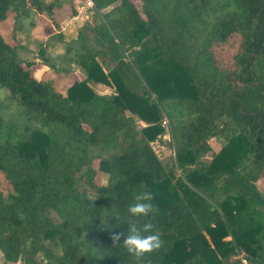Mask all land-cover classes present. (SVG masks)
Wrapping results in <instances>:
<instances>
[{"label":"trees","instance_id":"trees-1","mask_svg":"<svg viewBox=\"0 0 264 264\" xmlns=\"http://www.w3.org/2000/svg\"><path fill=\"white\" fill-rule=\"evenodd\" d=\"M78 1L0 0L4 262L135 264L111 236L146 191L158 211L138 225L165 246L144 264H264V0H91L94 22L54 54L13 42ZM163 120L169 168L151 147Z\"/></svg>","mask_w":264,"mask_h":264},{"label":"rangeland","instance_id":"rangeland-1","mask_svg":"<svg viewBox=\"0 0 264 264\" xmlns=\"http://www.w3.org/2000/svg\"><path fill=\"white\" fill-rule=\"evenodd\" d=\"M46 2L51 1V0H44ZM75 7L72 9L69 7V5H65L62 10V14H67L70 16L72 11H76L80 15V23H85V22H90L93 23L94 18L91 12V9H88L85 7L83 2L79 0L78 2H75ZM72 10V11H71ZM87 15V18L85 16ZM40 23H46L42 25L41 27L38 26L35 27L31 30V33L29 35H22V34H17L16 38L13 40V42H16L22 47L28 48V51H26V55L32 57V59H35L36 62L39 61L37 57H34L37 54V50L40 48L44 49L45 55L49 54H54L55 51L59 48L58 43H57V38L56 36L58 34H61V29L60 28H55L54 26L51 27L49 25V20L47 17L42 16H36L35 17V26ZM11 20H8L6 22L0 23V31L4 34H9L10 33V28H11ZM48 28V34H45V30ZM75 29L70 31L69 37L74 35ZM65 41V40H64ZM46 67H44L41 64H38L34 69H33V75L35 78L39 79L40 75L43 70H45ZM73 74H76L77 77H71L69 82H72L73 80H81L82 76V71L79 67L73 66ZM76 78V79H75ZM93 90L100 95H106L110 94L112 92L111 89L104 87V86H99V85H93L92 86ZM0 98L2 96L0 95ZM139 126H142L143 124L141 122H138ZM162 125L165 128V133L159 137L158 140L153 142L151 144L152 149L154 150L156 156L160 159L161 163L164 165V167L169 168L173 163H174V152L173 148L171 146V139L169 136L168 132V126L167 122L163 120ZM209 144L211 146V149L213 153H216L219 151L222 142L217 141L215 139H210ZM210 156H207V159H209ZM105 176L102 174H98L97 177L95 178V181L97 184H105ZM258 189L261 192H264V180H260L257 184ZM49 250L51 251L52 254L58 255L59 254V249L53 245H48ZM0 264H19L17 263H5L2 257V254L0 253ZM245 264V263H244Z\"/></svg>","mask_w":264,"mask_h":264},{"label":"clouds","instance_id":"clouds-1","mask_svg":"<svg viewBox=\"0 0 264 264\" xmlns=\"http://www.w3.org/2000/svg\"><path fill=\"white\" fill-rule=\"evenodd\" d=\"M152 200L153 196L150 192L136 194L133 198L134 202L127 209L130 216L127 234L118 232L111 236L114 244H121L135 264H144L148 257L165 246V241L158 231H154L151 221L138 225L139 218L148 217L158 211Z\"/></svg>","mask_w":264,"mask_h":264},{"label":"crops","instance_id":"crops-1","mask_svg":"<svg viewBox=\"0 0 264 264\" xmlns=\"http://www.w3.org/2000/svg\"><path fill=\"white\" fill-rule=\"evenodd\" d=\"M62 10H63V8L55 14V20H56L57 24L59 25V28L61 29L60 31H61V34L63 36V40L69 41V40H72V39H75L76 38V36H77V29L82 25V23H80V19L81 18H80V15L76 11H72L71 10L72 12H71V14L69 16L67 14H62ZM37 16H39V17H42V16L47 17L45 14H40V15H37ZM85 18H87V15L85 16ZM44 24H46V23L37 24L35 26V29H36V27H38V26L41 27ZM73 29H75L74 35H72L71 37H69L68 35H70V31H72ZM46 69L47 68H45V70ZM45 70H43L42 73ZM71 77L74 78V77H77V75L76 74H72ZM82 78H83V75L81 76V79Z\"/></svg>","mask_w":264,"mask_h":264},{"label":"built area","instance_id":"built-area-1","mask_svg":"<svg viewBox=\"0 0 264 264\" xmlns=\"http://www.w3.org/2000/svg\"><path fill=\"white\" fill-rule=\"evenodd\" d=\"M82 1L86 8H90L93 6V3L91 0H82Z\"/></svg>","mask_w":264,"mask_h":264}]
</instances>
